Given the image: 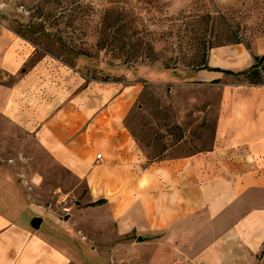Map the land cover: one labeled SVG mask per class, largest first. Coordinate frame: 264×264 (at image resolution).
<instances>
[{"label": "crops", "instance_id": "crops-1", "mask_svg": "<svg viewBox=\"0 0 264 264\" xmlns=\"http://www.w3.org/2000/svg\"><path fill=\"white\" fill-rule=\"evenodd\" d=\"M34 50L0 22V264H258L264 84L235 83L225 72L251 67V50L214 47L208 65L222 71L193 74L221 90L212 146L159 160L127 126L141 84L87 82L46 57L30 64ZM10 146L17 152L6 158ZM29 150L42 153L34 166L49 173L26 169ZM75 191L79 208L62 219L57 198ZM93 210L108 221L89 222ZM89 224L107 229L104 248L87 243Z\"/></svg>", "mask_w": 264, "mask_h": 264}, {"label": "rangeland", "instance_id": "rangeland-1", "mask_svg": "<svg viewBox=\"0 0 264 264\" xmlns=\"http://www.w3.org/2000/svg\"><path fill=\"white\" fill-rule=\"evenodd\" d=\"M67 1L0 0V22L21 32L35 49L29 63L46 57L79 72L87 82L109 75L119 77L121 82L141 84L143 91L127 122L150 158L209 149L214 141L221 90L218 85L200 84L193 74L210 53L208 47L229 43L232 32L238 33L240 44L249 46L253 54L264 51V0H118L126 9L122 15H105L112 0H85L95 9L87 16L63 13ZM106 16L119 21L115 27H124L118 36L127 42L125 51H119L122 42L113 38L115 27L109 28ZM108 38L117 43L99 48V42ZM58 39L70 47L87 49L91 56H70ZM228 45L234 44L224 46ZM129 57L130 63L126 64ZM92 75L99 78L93 79ZM229 78L235 83L245 82L233 74ZM11 147L6 158L17 152ZM23 156L29 159L26 169L49 173V166H34V158H41L42 153L29 150L23 151ZM83 187L81 184V193ZM81 193H65L57 198L63 201L62 219L69 212L74 215ZM84 217L89 222L93 217L98 222L108 221L106 213L95 210ZM73 218L77 227V217ZM85 227L87 243L104 248L107 229H95L90 224ZM77 232L75 229L71 233ZM110 256H99V262L104 263ZM258 256V264H264V244Z\"/></svg>", "mask_w": 264, "mask_h": 264}, {"label": "trees", "instance_id": "trees-1", "mask_svg": "<svg viewBox=\"0 0 264 264\" xmlns=\"http://www.w3.org/2000/svg\"><path fill=\"white\" fill-rule=\"evenodd\" d=\"M125 10H126L125 6L122 3H120V1L112 0L111 1V5L108 6L104 10L105 11L104 13H105V15H111V13L116 12L117 15H122V14L125 13ZM65 12H68L69 14L76 15V16H80V15H86L87 16V15H90L93 12H95V9L89 3H87L85 0H68L67 1V5H66L65 10H64L63 13H65ZM133 18L135 20L134 15H133ZM104 21H106V22L108 21L109 23H111L109 28L115 27L114 23L115 24H117V23L119 24V21L117 22L115 20L113 22L107 16L105 17ZM135 27H136V29L135 28L134 29L138 30L139 27H137L136 25H135ZM123 28L124 27L122 25H119V26L115 27L114 33L116 34V36H113V38H115V39L118 38L117 40H119V42H122L120 44L119 51H125L126 45H127V42L124 41L123 37L121 38L120 36H118L119 35L118 33H122L123 32ZM16 32L18 34H21V32H19V31H16ZM113 38H111L110 40L108 38V39H105V40H102L101 42H99V44H100L99 48L102 49V48H105V47H107L109 45L114 46V44L117 43V41H115V39H113ZM59 42H60L62 50H64L70 56L73 55V54H75L77 56H80V57L84 56L86 58L91 56V53L87 49H82V48L77 49L75 47H70V46L66 45L61 40H59ZM239 43H242V41L239 39L238 33L234 34L232 32V35L230 37L229 43H219L216 46L218 47V46H224L226 44H239ZM214 47H215L214 45H210L208 47V51L210 52V50L212 48H214ZM246 47L248 49H250L249 46H246ZM208 57H209V53H208L205 61H203L201 63V65H199L197 68L198 69L199 68H207V69H210V70L222 71V69H220V68H212V67H210L208 65ZM253 58H254V64L251 67H249L247 69H244V70H241L239 72H231V73L233 75H235V76L243 78L245 82H247V83H249L251 85L264 84V54H262V55L253 54ZM69 60H71V59H69ZM130 60L131 59L129 57L125 61V63L129 64ZM165 68L166 69H170V67L168 65H166ZM91 78L98 79L99 77H97L95 75H92ZM99 80H101V81H121L119 79V77H110L109 75L105 76V77H102ZM214 82H218V81H214ZM127 126H128V122H127ZM177 156H180V155H177ZM167 157H172V156H165V157H161V158H150V157L149 158H150V160H154V159L159 160V159H164V158H167ZM101 202H103V201H98L97 203H101ZM39 219L40 218L35 217V218H33L32 222L34 223V222H36Z\"/></svg>", "mask_w": 264, "mask_h": 264}, {"label": "water", "instance_id": "water-1", "mask_svg": "<svg viewBox=\"0 0 264 264\" xmlns=\"http://www.w3.org/2000/svg\"><path fill=\"white\" fill-rule=\"evenodd\" d=\"M225 72H226V73H231L232 71H230V70H225ZM139 240L141 241L142 238H139Z\"/></svg>", "mask_w": 264, "mask_h": 264}, {"label": "built area", "instance_id": "built-area-1", "mask_svg": "<svg viewBox=\"0 0 264 264\" xmlns=\"http://www.w3.org/2000/svg\"><path fill=\"white\" fill-rule=\"evenodd\" d=\"M98 157H101V155H98ZM64 210L68 211L69 208L68 207H65Z\"/></svg>", "mask_w": 264, "mask_h": 264}]
</instances>
